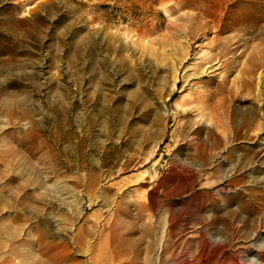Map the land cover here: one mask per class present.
Listing matches in <instances>:
<instances>
[{"label": "rangeland", "instance_id": "1", "mask_svg": "<svg viewBox=\"0 0 264 264\" xmlns=\"http://www.w3.org/2000/svg\"><path fill=\"white\" fill-rule=\"evenodd\" d=\"M251 242L264 0H0V264H219L204 246Z\"/></svg>", "mask_w": 264, "mask_h": 264}, {"label": "bare ground", "instance_id": "2", "mask_svg": "<svg viewBox=\"0 0 264 264\" xmlns=\"http://www.w3.org/2000/svg\"><path fill=\"white\" fill-rule=\"evenodd\" d=\"M218 54L213 58L212 61L216 60L218 58ZM210 63V62H209ZM212 68H207V70H211ZM197 71L200 70V67H198L196 69ZM217 70L213 69V72H216ZM191 81V80H190ZM211 85H215L214 84V79H212L210 81ZM224 82H221L220 84H217L214 90V93L208 97V99H210V102H212V99H214V96L217 94L218 89H220L222 87ZM199 97V99L201 98H205L207 96L204 95H199L197 96ZM234 98L233 97H229L228 100L225 102V104L227 105V110H230L229 113V118L230 120L234 117L235 115V111L234 109H231V104L233 103ZM222 109V107L220 108ZM203 251L208 252L211 256L216 255L217 253H219L217 255L218 258H220L222 256V260L224 261V263H219V264H264V244L262 245H256L255 242H251L250 244L243 246L241 248L237 249V253L238 254H234V255H221L222 254V249L218 248L217 246H212V247H205L203 248ZM253 256V259L251 260L249 257ZM212 264H217L216 263V259H214V261L212 262Z\"/></svg>", "mask_w": 264, "mask_h": 264}]
</instances>
